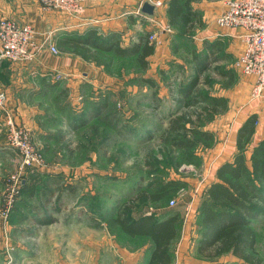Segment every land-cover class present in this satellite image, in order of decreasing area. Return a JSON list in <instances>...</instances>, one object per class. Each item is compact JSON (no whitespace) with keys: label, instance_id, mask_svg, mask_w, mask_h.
I'll return each instance as SVG.
<instances>
[{"label":"rangeland","instance_id":"obj_1","mask_svg":"<svg viewBox=\"0 0 264 264\" xmlns=\"http://www.w3.org/2000/svg\"><path fill=\"white\" fill-rule=\"evenodd\" d=\"M147 3V36L155 31L157 41L149 43L154 51L145 68L133 57L73 49L86 73H77L83 78L79 84L69 83L60 72L38 76L36 89L21 96L24 113L8 106L0 90L5 94L0 107V212L5 210V215L0 214V264H95L91 251L79 248L75 226L80 223L85 232L83 244L91 243L93 237L115 238L131 249L149 252V239L128 237L115 222L125 208L133 217L151 212L157 218L178 214L171 261L177 260V246L186 233L187 242L197 246L198 205L211 179V162L234 115L247 105L250 82L234 65L237 53L232 41L212 31L224 2H194L201 24L190 29L161 20L154 8L164 0ZM157 22L168 24L172 32L158 31ZM63 34L55 28L43 40L41 50L56 56L70 50L59 45ZM116 34L121 45L131 44V36ZM213 40L221 43L215 59L191 92L181 94L178 85L194 75L193 53H200L204 42ZM181 113L186 115L183 138L188 145L177 147L172 143L175 133L165 130L169 120ZM8 117L25 132L41 164L23 166L24 156L9 144ZM169 180L179 187L163 199L144 197L151 192L150 183ZM250 224L259 264H264V214ZM107 250H101L98 264L110 263ZM192 257L203 264H256L231 253L201 257L196 249Z\"/></svg>","mask_w":264,"mask_h":264},{"label":"trees","instance_id":"obj_2","mask_svg":"<svg viewBox=\"0 0 264 264\" xmlns=\"http://www.w3.org/2000/svg\"><path fill=\"white\" fill-rule=\"evenodd\" d=\"M199 0H168L166 14L168 23L177 27L190 29L201 24L199 12L193 8V3ZM136 42L121 45L118 34L99 35L94 28L86 32H69L63 34L59 45L72 50L111 52L118 57H133L141 68L146 67V59L154 51L145 36ZM219 40L205 41L200 53H193L194 75L186 84H179L178 91L188 95L197 84L200 75L220 50ZM215 103V101H214ZM218 103V102H217ZM104 105V104H103ZM105 105L99 110H104ZM185 113L177 114L169 120L165 132L175 133L172 140L177 147L188 143L183 138L186 124ZM255 116H250L238 129L236 138L237 152L232 161L222 163L216 170L217 181L211 182L205 188V197L198 206V221L200 236L196 252L201 257H217L225 253L248 262L259 264L261 260L255 252V233L250 221L264 214V138L252 147L247 163L244 150L247 148L254 132ZM188 147V146H187ZM179 184L170 181L165 184L152 182L151 192H145L144 197L159 201ZM144 193V192H143ZM127 209L115 216V222L128 237H145L152 242V249L146 264H170V246L177 236L178 214L156 217L154 213H143L136 217L129 216ZM50 220H45L48 222Z\"/></svg>","mask_w":264,"mask_h":264},{"label":"crops","instance_id":"obj_3","mask_svg":"<svg viewBox=\"0 0 264 264\" xmlns=\"http://www.w3.org/2000/svg\"><path fill=\"white\" fill-rule=\"evenodd\" d=\"M167 1L164 0L162 6L154 8L159 12L161 20L164 21H167ZM204 1L210 3L218 1L225 2V0ZM83 9L84 12L82 11L79 16L68 17L57 11H45L39 4L30 0H0V16L20 22L31 23L37 30L35 38L39 43L43 42L46 37L48 38L47 35L55 30V28H60L64 34L75 31L78 33L85 32L88 27L87 21L92 22L88 25L90 28H94L99 35L104 36L112 32L119 33L121 37L130 38L131 36L130 39H132V42H136L140 38L142 39L141 36H145V38L147 36L149 27L147 20L149 5L147 0H86ZM223 9L224 5L220 12ZM156 24L159 25L158 22ZM48 29L51 31H47ZM212 31L216 36L220 35V37L222 36L223 38L231 40L232 50L237 53L236 57L240 54L243 45L240 36H238V30H222L216 25L214 20L212 23ZM124 45L126 46L128 44L125 43ZM69 49L59 56L42 49L37 53L35 60L31 62H11L5 58H0V90L5 92L8 106L12 108L16 107L19 113H24L25 111L22 108H25V105L21 98L22 94L29 90H35V79L38 76H44L46 72H60L67 78L69 83L73 85L79 84L80 79H83L79 74H84L85 72L83 67H81V58L76 56L71 48ZM244 76L249 80L251 88L253 77ZM252 115L255 116L254 132L252 133L247 148L244 150L245 159L249 164V157L253 145L264 138V102L254 99L250 100V95L247 100V105L234 115L226 137L222 140L223 142L220 143L219 150L213 156L211 162L213 163L211 179L208 180L207 185L218 180L216 170L222 163L233 160L237 152L236 138L238 129ZM17 119L21 121V118ZM22 121L24 120L22 119ZM28 121L31 122L30 120ZM1 135H3V132L0 125ZM81 224L75 226L77 235L81 241L79 248L83 252L90 250L92 256L96 258L95 264H98L103 247L108 249L105 253L110 255L111 261L109 264H146L152 249V242L150 240L149 252H146L144 249H131L119 243L115 238L108 239L107 241L93 237L91 243L83 244L85 232ZM186 237L187 233L177 246V260L171 261L170 264H203L204 262L199 258L195 259L192 257V250L196 249V247L190 245ZM174 248L175 246H172L171 242L170 250L172 251ZM102 264H106V262L104 261Z\"/></svg>","mask_w":264,"mask_h":264},{"label":"built area","instance_id":"obj_4","mask_svg":"<svg viewBox=\"0 0 264 264\" xmlns=\"http://www.w3.org/2000/svg\"><path fill=\"white\" fill-rule=\"evenodd\" d=\"M46 11H57L68 17L80 15L86 0H30ZM222 30H238L242 50L235 59V67L246 76L253 77L250 100L264 102V0H225L224 9L215 17ZM158 31L172 32L168 24L158 25ZM36 30L26 22L0 16V58L11 62H31L41 50L43 42L36 41ZM155 31L148 34V43L157 41ZM46 39H48L46 37ZM55 53L56 48L49 45ZM5 94L0 92V107L4 106ZM9 144L19 149L23 166L42 163V158L29 144L25 132L7 118ZM12 178L16 179L15 175ZM13 190V187L12 189ZM10 199V198H9ZM10 203V200H8ZM173 204V200L170 201ZM0 212L5 215V210Z\"/></svg>","mask_w":264,"mask_h":264}]
</instances>
